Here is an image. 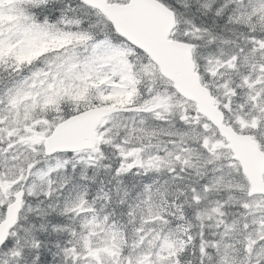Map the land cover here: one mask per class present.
I'll return each instance as SVG.
<instances>
[{
    "label": "snow or ice",
    "instance_id": "obj_1",
    "mask_svg": "<svg viewBox=\"0 0 264 264\" xmlns=\"http://www.w3.org/2000/svg\"><path fill=\"white\" fill-rule=\"evenodd\" d=\"M0 264H264V0H0Z\"/></svg>",
    "mask_w": 264,
    "mask_h": 264
}]
</instances>
